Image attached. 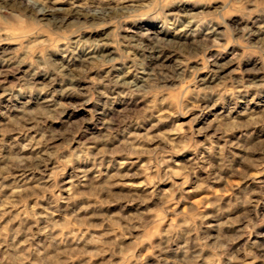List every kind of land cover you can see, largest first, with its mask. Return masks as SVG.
<instances>
[{"label":"clouds","instance_id":"clouds-1","mask_svg":"<svg viewBox=\"0 0 264 264\" xmlns=\"http://www.w3.org/2000/svg\"><path fill=\"white\" fill-rule=\"evenodd\" d=\"M262 204L264 0H0V264H264Z\"/></svg>","mask_w":264,"mask_h":264},{"label":"rangeland","instance_id":"rangeland-1","mask_svg":"<svg viewBox=\"0 0 264 264\" xmlns=\"http://www.w3.org/2000/svg\"><path fill=\"white\" fill-rule=\"evenodd\" d=\"M79 115L83 116V115H86V113H84V112L82 111V112L79 113ZM193 115H198V113H193ZM211 115H212L211 113H205V115L201 117V120H200V121H197L196 126L199 127V126L201 125V121H203V120H205V119H208ZM189 119H191V117H187V118H185V121H186V120H189ZM166 127H167V125H161V128H162V129H163V128H166ZM188 158H190V156H189L188 154H185V156L180 157V158H178V159H179V160H185V159H188ZM133 182H139V181H133ZM214 186H215V185H214ZM161 187H163V188H167V187H170V185H162ZM191 187H192V185L189 184V186L185 189L186 192H189V193H190L189 196L187 197V199H199L200 196L206 195V193H199V194H197V193H191V192H190ZM125 191H127V190L125 189ZM141 191H142V190H141ZM159 191H160V189L158 188V189H157V192H159ZM116 207H117V206H113V210H115ZM132 207H135V206H132ZM180 207L183 208V207H184V204L181 203ZM261 210L264 211V204L261 205ZM262 231H264V230H262ZM142 250H143V249H142Z\"/></svg>","mask_w":264,"mask_h":264}]
</instances>
